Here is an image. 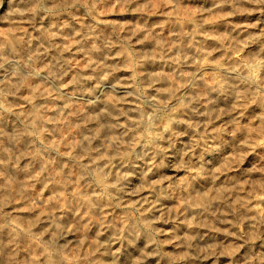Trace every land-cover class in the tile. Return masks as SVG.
<instances>
[{"label": "clouds", "instance_id": "1", "mask_svg": "<svg viewBox=\"0 0 264 264\" xmlns=\"http://www.w3.org/2000/svg\"><path fill=\"white\" fill-rule=\"evenodd\" d=\"M0 264H264V0H0Z\"/></svg>", "mask_w": 264, "mask_h": 264}]
</instances>
